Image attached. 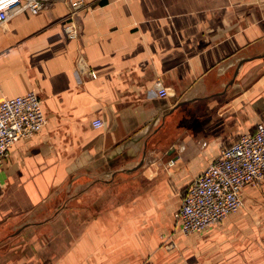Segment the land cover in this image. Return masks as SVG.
I'll list each match as a JSON object with an SVG mask.
<instances>
[{"label": "crops", "instance_id": "0c3cea01", "mask_svg": "<svg viewBox=\"0 0 264 264\" xmlns=\"http://www.w3.org/2000/svg\"><path fill=\"white\" fill-rule=\"evenodd\" d=\"M44 1L0 23V101L47 120L0 165V264H264V178L199 233L173 221L264 119V0Z\"/></svg>", "mask_w": 264, "mask_h": 264}, {"label": "built area", "instance_id": "2783aa9c", "mask_svg": "<svg viewBox=\"0 0 264 264\" xmlns=\"http://www.w3.org/2000/svg\"><path fill=\"white\" fill-rule=\"evenodd\" d=\"M67 1L71 11L85 4L84 0ZM44 6V0H0V23L21 11L35 15ZM157 94L164 97V89H158ZM46 121L40 100L32 92L0 101V165L9 158L16 142L38 134ZM92 126L99 128L102 121L95 119ZM263 178L264 119L255 125L253 132L242 134L220 148L217 156L184 189L173 213L175 228L184 234H195L217 224L241 208L242 187Z\"/></svg>", "mask_w": 264, "mask_h": 264}]
</instances>
